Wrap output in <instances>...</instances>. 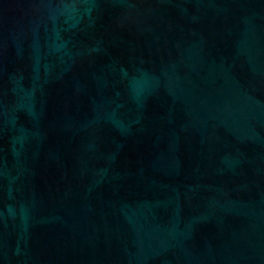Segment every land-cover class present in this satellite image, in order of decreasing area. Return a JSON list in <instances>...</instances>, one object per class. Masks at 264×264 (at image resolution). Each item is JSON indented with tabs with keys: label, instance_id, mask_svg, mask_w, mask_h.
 Returning a JSON list of instances; mask_svg holds the SVG:
<instances>
[{
	"label": "water",
	"instance_id": "1",
	"mask_svg": "<svg viewBox=\"0 0 264 264\" xmlns=\"http://www.w3.org/2000/svg\"><path fill=\"white\" fill-rule=\"evenodd\" d=\"M0 264H264V0H0Z\"/></svg>",
	"mask_w": 264,
	"mask_h": 264
}]
</instances>
